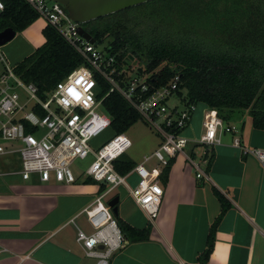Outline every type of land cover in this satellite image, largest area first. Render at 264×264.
Masks as SVG:
<instances>
[{
  "label": "crops",
  "instance_id": "0c3cea01",
  "mask_svg": "<svg viewBox=\"0 0 264 264\" xmlns=\"http://www.w3.org/2000/svg\"><path fill=\"white\" fill-rule=\"evenodd\" d=\"M46 27L40 18L17 33L4 47L13 62H22L44 45ZM207 109L197 106L184 131L191 142L175 159L166 182L161 180L165 196L155 223L131 196L139 177L128 175L130 189L121 187L119 217L138 229L151 225V236L146 242L126 241L110 264H198L222 210L213 188L227 197L232 208L218 226L209 264H264V162L234 145L239 137L242 147L264 150V131L253 129L251 119L243 114L225 123L238 133L221 129L219 144L200 145L196 142L204 133ZM0 145L12 151L0 155V264H88L77 234L78 229L92 231L85 210L101 195L100 185L83 179L66 184L53 177L43 182L38 176L26 181L19 145L1 141ZM196 167L204 174L200 179ZM79 221L86 222V229Z\"/></svg>",
  "mask_w": 264,
  "mask_h": 264
},
{
  "label": "trees",
  "instance_id": "16d2710c",
  "mask_svg": "<svg viewBox=\"0 0 264 264\" xmlns=\"http://www.w3.org/2000/svg\"><path fill=\"white\" fill-rule=\"evenodd\" d=\"M3 1L0 32L12 28L22 33L40 19L26 0ZM83 27L114 56L107 73L122 89L129 86L126 68L139 61L137 73L142 69L143 76L152 74L145 80L149 94L179 76L176 95L184 103L217 110L224 123L246 114L253 129L264 131V0H153ZM43 35L44 45L18 63L15 72L25 83L37 85L46 99L59 82L88 63L54 27L47 25ZM95 79L97 100H103L104 112L113 119L109 129L113 136L126 134L142 117L118 91L109 93L111 85L104 77L95 73ZM175 159L164 169V182ZM136 166L126 154L115 161L123 177ZM85 183L97 184L90 178ZM106 189L100 185V194ZM213 192L222 210L198 264H209L218 226L232 208L223 193L216 188ZM115 219L130 243L149 241L151 225L138 229L119 216Z\"/></svg>",
  "mask_w": 264,
  "mask_h": 264
},
{
  "label": "built area",
  "instance_id": "2783aa9c",
  "mask_svg": "<svg viewBox=\"0 0 264 264\" xmlns=\"http://www.w3.org/2000/svg\"><path fill=\"white\" fill-rule=\"evenodd\" d=\"M50 1L26 0L40 18L54 27L88 65L77 68L59 82L46 99H42L38 86L25 83L16 74V66L9 64L0 47V65L3 66L0 72V116L4 119L0 121V141L19 145L22 177L26 181L38 176L43 182H49L53 177L58 182L74 184L77 178L72 171L73 163L77 159L86 160L92 156L93 160L84 175L108 188L85 210L92 231L78 229L77 242L86 258L96 260V264H110L127 240L104 199L118 187L130 189L128 176L123 177L117 172L115 161L131 149L132 141L126 134H118L98 150L92 148V140L102 135L112 124L111 117L99 111L103 100L99 101L96 97L95 73L110 83L109 93L118 91L142 119L160 134L162 143L158 150L145 157L131 172L139 177L136 188L130 190L131 196L151 223L159 219L162 210L165 192L161 177L164 169L169 166L171 159L184 154L191 142L185 137L184 131L197 106L183 101L184 109L167 105L179 88V76L151 94L150 86L138 79L132 81L128 88L122 89L107 73L115 62L114 56L108 50L101 51L98 46L85 40L79 33L82 25L72 21L62 6ZM4 11V1L0 0V16ZM16 89H22L27 94L25 103H20ZM42 129L46 133L39 139L37 135ZM203 129L204 133L196 143L208 147L219 144L218 132L221 129L226 133H238L235 127L225 125L217 110L210 108L204 116ZM234 145L245 154H254L264 162V150L242 147L239 137L235 138ZM11 152L0 145V155ZM152 160L158 164L150 167L148 165ZM196 168L199 170L197 178L200 179L204 174L199 167Z\"/></svg>",
  "mask_w": 264,
  "mask_h": 264
},
{
  "label": "rangeland",
  "instance_id": "374dc122",
  "mask_svg": "<svg viewBox=\"0 0 264 264\" xmlns=\"http://www.w3.org/2000/svg\"><path fill=\"white\" fill-rule=\"evenodd\" d=\"M49 4H51V1L49 2ZM12 41L9 42L8 44L12 43ZM5 46H3V48ZM106 46H107L106 44L98 45V48L101 51H103ZM4 53H5L6 59L9 62V64L15 67L18 63L13 62V59L9 57L5 48H4ZM140 65L141 64L139 63V61H136L134 64H132L130 68L129 67L126 68L125 79L127 80L129 85L135 79L145 81L148 78H151L152 74L150 73H147L144 76L143 75L141 76L137 73V70L138 68H140ZM2 71H3V66L0 65V72ZM15 92L18 93L20 96V103L21 104L25 103L28 98L27 94L22 89H16ZM167 105L170 108L174 106H179L180 109H184L185 107L181 98L177 96L176 94L168 100ZM99 111L106 114L103 110V107H101ZM0 121H4L3 117L1 116H0ZM45 133H46V130L42 129L41 132L37 135V137L40 139ZM113 135H114V132L112 129L106 130L102 135L92 140L91 142L92 148L95 150H98L99 148L102 147V145H104L108 140H110ZM126 135L132 141V147L130 150L126 152V156H128L137 165L142 163L145 157L152 155L156 150H158V148L160 147L162 143V140H161V137L158 131L144 119H142L137 124H135L132 128H130V130L126 133ZM92 160L93 158L92 156H90L86 160L77 159L73 163L72 171L77 179L87 180V178L84 175V172L86 171L88 166L91 164ZM122 194H123V191L121 190V187H118L104 199V203L108 206V202L112 198L116 196L121 197ZM79 225L84 229H86L87 227L86 222L84 221H81V222L79 221ZM87 261H88V264H96V260L87 258Z\"/></svg>",
  "mask_w": 264,
  "mask_h": 264
},
{
  "label": "water",
  "instance_id": "95a60500",
  "mask_svg": "<svg viewBox=\"0 0 264 264\" xmlns=\"http://www.w3.org/2000/svg\"><path fill=\"white\" fill-rule=\"evenodd\" d=\"M64 8L70 19L82 26L79 28L80 35L90 42L98 46L95 39L84 29L83 24L97 20L102 17L118 13L153 0H52ZM17 32L8 28L0 32V47L5 46L15 39ZM132 58V57H131ZM131 65V63H129ZM139 74L143 75V70L139 69ZM113 119L111 118V122ZM120 197H114L108 202V206L112 210L115 217L119 216ZM103 249V247H101Z\"/></svg>",
  "mask_w": 264,
  "mask_h": 264
}]
</instances>
